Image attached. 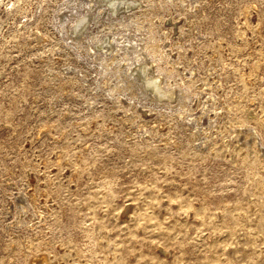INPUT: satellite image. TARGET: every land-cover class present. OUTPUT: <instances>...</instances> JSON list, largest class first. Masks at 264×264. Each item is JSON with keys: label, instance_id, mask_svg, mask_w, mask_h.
<instances>
[{"label": "rangeland", "instance_id": "obj_1", "mask_svg": "<svg viewBox=\"0 0 264 264\" xmlns=\"http://www.w3.org/2000/svg\"><path fill=\"white\" fill-rule=\"evenodd\" d=\"M120 3L0 0V264H264V0Z\"/></svg>", "mask_w": 264, "mask_h": 264}, {"label": "bare ground", "instance_id": "obj_2", "mask_svg": "<svg viewBox=\"0 0 264 264\" xmlns=\"http://www.w3.org/2000/svg\"><path fill=\"white\" fill-rule=\"evenodd\" d=\"M121 0H109V5H115V3H117V5L121 4L120 3ZM123 2V1H122ZM128 4V3H127ZM112 8V6H111ZM81 24V23H80ZM79 24V25H80ZM78 30V29H77ZM145 81V84L147 85V87H149L154 93H156L159 97L163 98V97H166L168 96V94L170 95V93L166 92L163 90L162 86L159 85L157 82L159 81H156L154 78H149V77H146L144 79ZM146 87V86H145ZM167 98V97H166ZM47 263V262H46Z\"/></svg>", "mask_w": 264, "mask_h": 264}]
</instances>
